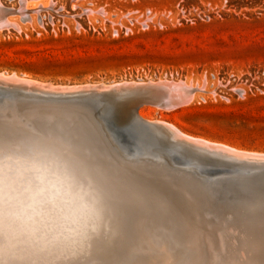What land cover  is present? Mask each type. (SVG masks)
I'll return each instance as SVG.
<instances>
[{
  "label": "rangeland",
  "instance_id": "374dc122",
  "mask_svg": "<svg viewBox=\"0 0 264 264\" xmlns=\"http://www.w3.org/2000/svg\"><path fill=\"white\" fill-rule=\"evenodd\" d=\"M51 1L66 18L41 24L36 7ZM19 2L0 0L22 27L0 34V73L56 87L182 81L196 88L192 102L171 112L146 106L142 114L191 137L264 155V0H22L17 10ZM27 5L34 14L21 18ZM7 105L0 103V264H264V222L249 214L247 224L240 221L245 205L206 200L189 173H170L153 164L155 156L133 161L110 146L53 137L60 127H87V117ZM51 147L63 151L74 176L81 177L80 166L88 169L81 192L49 185L39 163ZM261 196L257 203L264 204Z\"/></svg>",
  "mask_w": 264,
  "mask_h": 264
},
{
  "label": "bare ground",
  "instance_id": "6f19581e",
  "mask_svg": "<svg viewBox=\"0 0 264 264\" xmlns=\"http://www.w3.org/2000/svg\"><path fill=\"white\" fill-rule=\"evenodd\" d=\"M13 10V9H12ZM12 10L10 12V10H7V9H4L1 5H0V34L2 31L4 30H9L10 28H14V30H21L22 27L19 25V23L16 22V20H13L11 19V16H9V13H12ZM22 10V9H21ZM25 10V9H24ZM22 16H21V15ZM27 12H22L18 15L22 17H26V16H29L31 17L32 14H27ZM13 17H16L13 15ZM28 17V18H29ZM8 18V19H7ZM36 19V18H35ZM24 21V19H23ZM32 21V20H31ZM5 73V72H4ZM12 76V78H16L17 81H11L10 80V77ZM24 80H27L29 84H31V86L29 85H26L25 84V81ZM0 83L2 84H5L7 86H16V87H20V88H23L22 90L26 91L24 88H37V90H40L41 92L43 93H47V92H51L50 90H54L55 92H69V91H73V92H76V93H80V92H84V91H87V92H90V91H93V90H99V92H111L113 91V88H115V86L119 85L121 87V89L123 90V92H127V93H131V92H136L138 90H144V91H150L154 94H159V95H162L166 98H168L169 102L165 103L164 105H161L159 106L158 104H147V105H144L142 106L139 110H138V115L144 120L146 121L147 123L149 124H152V125H155L159 128H161L162 130H164L166 132V134H172L173 135V138L176 137V141L177 142H180V143H183L185 145H188V146H193L195 145L198 149L200 150H203V151H209L210 153H212L213 155H220L222 157H229V158H232L236 161H243V162H253V163H264V155H258V154H250V153H246V152H243V151H239L238 149H235V148H231L229 146H225L223 144H217V143H212L211 141H206V140H203L201 138H194L193 136L191 137L190 135H187L186 133L182 132L180 129H178L176 126L172 125V124H169L165 121H162V120H155V119H149V118H146L143 114H142V109L146 106H150V107H153V108H156L158 110H166L167 111H170V110H173V109H176L177 107H182L184 105H188L191 100L194 99V94H195V89L190 86V85H187L186 83L182 82V81H178V82H174V81H168V80H159L157 82H133V81H130V82H120V83H114V85H110V86H107V84L103 85L102 84H97V85H85V86H54V85H49V84H44V83H40V82H37V81H34V80H31V79H28V78H22L18 75H7L6 73L3 74V73H0ZM112 84V83H111ZM115 90V89H114ZM198 90V88H197ZM164 93V94H163ZM14 101V102H13ZM10 104H16V105H21V106H25V105H31V106H34L35 108H38V109H46V111H50V117H53L54 116V112L56 111V109H65L66 112L68 113V116L69 118H79V117H87L93 124L94 123H98L97 120H95V116L93 115V113H91V111L89 110V108L87 109L86 106H84L83 104H80L76 101H71V102H37L36 100H30V99H26V98H21V99H13L11 101ZM9 104V105H10ZM7 105V104H6ZM11 105V106H12ZM5 106V105H4ZM3 106V107H4ZM166 106H172L171 108H166ZM2 108V107H1ZM12 110H14L12 108ZM171 112V111H170ZM45 117V116H44ZM9 118L11 120H15V119H18V116H14V117H11L9 116ZM23 122L27 121L26 119L22 120ZM45 121V120H44ZM27 123V122H26ZM44 122H42L43 124ZM15 124V123H14ZM61 126V125H60ZM42 128V127H41ZM177 134V136H176ZM9 135V134H8ZM6 136V135H5ZM22 137V136H21ZM37 139V138H36ZM200 140V141H199ZM36 143V142H35ZM33 144V143H32ZM29 145V144H28ZM67 146V145H66ZM65 146V147H66ZM30 147V146H29ZM64 147V148H65ZM35 149V148H34ZM68 149V148H67ZM118 150V149H117ZM33 151V150H32ZM37 152V150H35ZM72 151V150H71ZM30 152V151H29ZM63 152V151H62ZM62 152L60 151H57V149L51 147V148H47V149H44V152L42 154V157H40V163L39 165L45 170V172L48 174V183L51 187L55 188H61V187H71V189L74 190V188L76 190H78L81 186V182L82 180H80L83 176H87L89 175L88 174V169H85L84 167L80 166V174H81V177H78V176H74L75 174L71 173L70 171H67L66 170V166L68 164V161H66L62 155ZM65 152V151H64ZM120 153V156L123 157L124 159H128V160H139V156L135 155L134 157L131 156V155H123L120 151H118ZM31 154V153H30ZM29 154V155H30ZM40 154V153H39ZM32 155V154H31ZM1 157V156H0ZM19 157V156H18ZM152 156H150V159H151ZM154 157V156H153ZM21 158V157H20ZM32 158V157H31ZM86 158V157H85ZM157 158V160L155 161V163L153 164H156V165H162L164 166L170 173H178L179 175H182V172H185V173H189V176L188 178L192 180V182H194L196 185H198L201 190H202V195L204 196V198L210 202H214L216 203L217 205H222L224 202H226V208H229L231 209V207H234L233 205H236V204H243L245 205L244 208L239 212V215L240 216V221H242L243 223L247 224V220L245 219V216H248L251 215L253 216V218L255 219L254 221L257 223V225L261 226V224L264 222V214L259 210L253 208V204L254 206H257V207H264V204H261L260 202L257 203V200L259 201L260 198H262L261 195H264V179H259L258 181H249V177L248 174H242L241 176H220V177H217V178H211V177H208L207 176H201L199 173H196L195 169H192V168H189L187 166H181V167H177L175 166L172 162L171 163H167V161L165 160L164 157H155ZM22 159V158H21ZM34 158H32L33 160ZM3 160V159H2ZM11 160V159H10ZM20 160V159H19ZM85 160V159H84ZM5 161V160H4ZM3 161V162H4ZM25 161V160H24ZM27 161V160H26ZM17 163V161H16ZM66 164V165H65ZM17 165V164H16ZM22 165V164H21ZM38 165V166H39ZM29 166V165H28ZM139 166V165H138ZM142 166V165H141ZM141 166L139 168H141ZM137 167V166H136ZM83 168V169H82ZM151 168V167H149ZM245 168V167H244ZM24 169V168H23ZM138 169V168H137ZM143 167H142V171H143ZM155 169V168H154ZM246 169V168H245ZM148 170V169H147ZM146 170V171H147ZM150 170V169H149ZM152 170V169H151ZM160 170V169H159ZM20 171V170H19ZM138 171V170H137ZM141 171V172H142ZM158 171V170H157ZM155 170V172H157ZM15 172V171H14ZM74 172V171H73ZM164 172V171H163ZM6 173V172H4ZM130 173V172H129ZM146 173V172H145ZM149 173V172H148ZM147 173V174H148ZM154 173V172H153ZM18 174V173H16ZM135 174V173H134ZM138 174V172H137ZM143 174V173H142ZM45 175V174H44ZM96 175V174H95ZM118 175V174H117ZM133 175V174H132ZM139 175V174H138ZM143 175H146V174H143ZM152 175V174H151ZM150 175V176H151ZM168 175V174H167ZM30 176V175H29ZM145 177V176H144ZM166 177V176H164ZM151 178V177H150ZM160 178V176H159ZM168 178V177H167ZM141 179V178H140ZM158 179V177H157ZM155 179V181L157 180ZM172 179V178H171ZM170 179V180H171ZM33 180V179H32ZM35 180V179H34ZM151 180V179H150ZM91 181V180H90ZM96 181V180H95ZM154 181V180H153ZM160 181V180H159ZM166 181V180H165ZM169 180H167V183L168 185L170 184V181L168 182ZM172 181V180H171ZM84 182V181H83ZM149 182V181H148ZM182 182V181H181ZM221 182V183H220ZM223 182V183H222ZM84 183H88V182H84ZM92 183V182H91ZM151 183V181H150ZM161 183V181H160ZM159 183V185H160ZM173 183V181H172ZM180 183V182H179ZM219 183V184H218ZM10 184V183H9ZM38 184V183H37ZM93 184H96V183H93ZM92 184V185H93ZM156 184V183H155ZM164 184V183H162ZM174 184V183H173ZM171 184V186L173 185ZM205 185V186H209L210 187V190H207L205 191L202 187V185ZM19 185V184H18ZM44 185H45V182H44ZM117 185V184H116ZM166 185V184H165ZM163 185V186H165ZM180 185V184H179ZM84 186V185H83ZM91 186V185H90ZM112 186V185H111ZM167 186V185H166ZM176 186V185H175ZM44 187V186H43ZM134 187V185H133ZM162 187V186H161ZM169 187V186H168ZM167 187V189H169ZM179 187V186H178ZM186 187V186H185ZM35 188V187H34ZM78 188V189H77ZM86 188V187H85ZM119 188V187H118ZM136 188V186H135ZM177 188V187H175ZM174 188V189H175ZM181 188V187H180ZM25 189V187H24ZM47 189V188H46ZM49 189V188H48ZM55 189V190H56ZM68 189V188H66ZM93 189V188H92ZM101 189V188H100ZM171 189V188H170ZM173 189V190H174ZM186 189V188H185ZM8 190V189H7ZM54 190V191H55ZM63 190V189H62ZM139 190V189H138ZM141 190V189H140ZM146 190V189H144ZM31 191V190H30ZM33 191V190H32ZM45 191V190H44ZM58 191V190H56ZM81 192V190H78ZM92 191V190H91ZM97 191V190H96ZM177 191V190H176ZM180 191V190H178ZM83 192V191H82ZM145 192V191H144ZM171 192V191H170ZM175 192V191H174ZM208 192V193H207ZM23 193V192H22ZM120 193V192H119ZM182 193V192H181ZM242 193V199L239 201H237V199L239 198L238 196ZM27 194V192H26ZM41 194V193H40ZM39 194V195H40ZM72 194V193H71ZM96 194V193H95ZM127 194V193H126ZM209 194V195H208ZM42 195V194H41ZM65 195V194H64ZM69 195V194H68ZM91 195V194H90ZM152 195V194H151ZM154 195V194H153ZM212 195H214L212 197ZM3 196V195H2ZM145 196V195H144ZM179 196H182L179 194ZM177 196V197H179ZM80 197V196H79ZM85 197V196H84ZM88 197V196H87ZM130 197V196H128ZM147 197V196H146ZM156 197V195H155ZM208 197V198H207ZM33 198V197H32ZM73 198V196H72ZM115 198V197H114ZM117 198V197H116ZM125 198V197H124ZM131 198V197H130ZM151 198V197H149ZM193 198V197H192ZM43 199V198H42ZM52 199V198H50ZM86 199V198H85ZM89 199V198H88ZM112 199V198H111ZM148 199V197H147ZM155 199V198H154ZM152 199V200H154ZM157 199V197H156ZM75 200V199H74ZM81 200V199H80ZM138 200V199H137ZM226 200V201H225ZM248 200V201H247ZM70 201V200H68ZM113 201V200H112ZM128 201V200H127ZM140 201V199H139ZM158 201V200H157ZM250 201H254V203L252 204ZM49 202V201H48ZM66 202V201H65ZM81 202V201H80ZM89 202V201H88ZM98 202V201H97ZM108 202V200H107ZM111 202V201H110ZM23 203V202H22ZM106 203V202H105ZM159 203V202H158ZM51 204V203H50ZM70 204V203H69ZM77 204V203H76ZM86 204H88L86 202ZM119 204V203H118ZM197 204V203H196ZM16 205L18 206V204L16 203ZM71 205V204H70ZM82 205V204H81ZM89 205V204H88ZM87 205V206H88ZM125 205V204H124ZM166 205V204H165ZM50 206V205H49ZM64 206V205H63ZM66 206V205H65ZM80 206V205H79ZM86 206V207H87ZM118 206V205H117ZM128 206V205H127ZM145 206V205H144ZM181 206V205H180ZM36 207V206H35ZM56 207V206H55ZM120 207V206H119ZM122 207V206H121ZM256 207V208H257ZM14 208V207H13ZM53 208V207H52ZM69 208V207H68ZM73 208V207H72ZM100 208V207H99ZM125 208V207H124ZM129 208V207H127ZM30 209V207H29ZM79 209V208H78ZM235 209V208H233ZM13 210V209H11ZM19 210V208H18ZM21 210V209H20ZM65 210V209H64ZM86 210V209H85ZM89 210V209H88ZM93 210V208H92ZM96 210H97V207H96ZM80 211V210H79ZM118 211V210H117ZM18 212V211H17ZM40 212V211H39ZM69 212V210H68ZM98 212V211H97ZM15 213V212H14ZM63 213V212H62ZM120 213V211H119ZM122 213V212H121ZM40 214V213H39ZM54 214V213H53ZM52 214V216H53ZM117 214V213H116ZM155 214V213H154ZM169 214V213H168ZM181 214V213H180ZM231 216H232V213H230ZM41 215V214H40ZM45 215V214H44ZM84 215V214H83ZM95 215V214H94ZM103 215V213H102ZM105 215V214H104ZM107 215V214H106ZM158 215V214H157ZM17 216V215H16ZM20 216V215H19ZM35 216V215H33ZM51 216V217H52ZM68 216V215H67ZM72 216V215H71ZM74 216V215H73ZM77 216V215H76ZM138 216V215H137ZM31 217V216H30ZM92 217V218H91ZM90 218L93 219V216H91ZM96 217V216H95ZM119 217V216H118ZM153 217V216H152ZM21 218V217H19ZM37 218V216H36ZM44 218V216H43ZM81 218V217H80ZM79 218V219H80ZM89 218V217H88ZM48 219V218H46ZM54 219V218H53ZM69 219V217H68ZM77 219V217H76ZM83 219V218H82ZM6 220V219H5ZM22 220V219H21ZM50 220V219H49ZM70 220H71V217H70ZM97 220V219H96ZM105 220V219H104ZM103 220V221H104ZM107 220V218H106ZM109 220V219H108ZM63 221V220H62ZM69 221V220H68ZM73 221V219H72ZM75 221V220H74ZM79 221V220H78ZM84 221V220H83ZM101 221V220H100ZM125 221V220H124ZM157 221V220H156ZM52 222V221H51ZM50 222V223H51ZM82 222V221H81ZM85 222V221H84ZM83 222V223H84ZM94 222V221H93ZM102 222V221H101ZM106 222V221H105ZM112 222V221H110ZM119 222V220H118ZM122 222V221H121ZM178 222V221H177ZM16 223V222H15ZM49 223V221H48ZM47 223V224H48ZM56 223V222H55ZM109 223V222H108ZM33 224V223H32ZM35 224V223H34ZM33 224V225H34ZM107 224V223H106ZM96 225V224H95ZM115 225V224H114ZM130 225V224H129ZM164 225V224H163ZM183 225V224H182ZM208 225V223H207ZM211 225V224H210ZM5 226V225H4ZM39 226V225H38ZM49 225H47V228H48ZM51 226V225H50ZM57 226V225H56ZM93 226V225H92ZM97 226V225H96ZM121 227V225H119ZM167 226V225H166ZM212 226V225H211ZM258 226V227H259ZM14 227V226H13ZM115 227V226H114ZM94 229L97 230L98 232V228H95ZM119 229V228H118ZM117 229V230H118ZM197 229V228H196ZM199 229V228H198ZM205 229V228H203ZM259 229V228H258ZM2 230V229H1ZM25 230H27L25 228ZM46 230V229H45ZM6 231V230H5ZM32 231V230H31ZM39 231V230H38ZM37 231V232H38ZM91 231V230H90ZM199 231V230H198ZM205 230H203L202 232L204 233ZM26 232V231H25ZM46 232V231H45ZM54 232V231H53ZM137 232V231H136ZM201 232V231H200ZM199 232V233H200ZM208 232V231H207ZM205 232V234L207 233ZM214 232V231H213ZM238 232V230H237ZM244 232V231H242ZM15 233V232H14ZM32 233V232H31ZM138 234V233H137ZM180 234V233H179ZM177 233V235H179ZM197 234V233H196ZM202 234V233H201ZM209 234V233H208ZM236 234V233H235ZM255 234V233H254ZM28 235V234H27ZM35 235V232L34 234ZM200 235V234H199ZM204 235V234H203ZM202 235V236H203ZM240 235V234H239ZM238 235V238H240ZM117 236V234H116ZM210 236V235H209ZM208 236V237H209ZM36 237V236H35ZM52 237V236H50ZM171 237V236H170ZM20 238V237H19ZM200 238V237H199ZM215 238V237H214ZM34 239V238H33ZM37 239V238H35ZM34 239V240H35ZM51 239V238H50ZM252 239V237H251ZM12 240V239H11ZM33 240V241H34ZM39 240V239H38ZM262 240V239H261ZM29 241V240H28ZM41 241V240H40ZM48 241V240H47ZM161 241V240H160ZM164 241V240H163ZM199 241V240H197ZM207 241V240H206ZM235 241V240H234ZM238 241V240H237ZM21 242V240H20ZM38 242V241H37ZM37 242H34L35 244ZM120 242V241H119ZM181 242V241H180ZM215 242V240H214ZM236 242V241H235ZM262 242V241H261ZM260 242V244H261ZM264 242V241H263ZM33 243V244H34ZM39 243V242H38ZM37 243V244H38ZM73 243V242H72ZM204 243V242H202ZM241 243V242H240ZM12 244V243H11ZM40 244V243H39ZM38 244V245H39ZM187 244V243H186ZM198 244V242H197ZM216 244V243H215ZM239 244V243H238ZM201 246V244H198V246ZM205 245V244H204ZM262 245V244H261ZM59 246V245H58ZM187 246V245H186ZM197 246V247H198ZM203 246V245H202ZM215 246V245H214ZM213 246V247H214ZM259 246V245H258ZM38 247V246H37ZM100 247V246H99ZM209 247V246H208ZM243 247V246H242ZM14 248V247H13ZM150 248V247H149ZM192 248V247H190ZM194 248V247H193ZM196 248V247H195ZM202 248H205V247H202ZM201 248V249H202ZM262 248V247H261ZM173 249V248H172ZM264 249V248H263ZM164 250V249H163ZM196 250V249H195ZM199 250V248H198ZM196 250V251H198ZM203 250V249H202ZM231 250V249H230ZM239 250V249H238ZM257 250V249H256ZM141 251V250H140ZM189 251V249H188ZM237 251V250H236ZM243 251V250H241ZM251 251V249H250ZM255 251V250H254ZM151 252V251H150ZM171 252V251H170ZM179 252V251H178ZM194 252V250H193ZM249 252V251H248ZM257 252V251H256ZM261 252V250H260ZM197 253V252H196ZM195 253V254H196ZM199 253V252H198ZM205 252L201 253L200 256L204 255ZM233 253V252H232ZM243 253V252H242ZM252 253V252H251ZM147 254V252H146ZM238 254V252H237ZM253 254V253H252ZM264 254V253H263ZM2 255V254H1ZM110 255V254H109ZM120 255V254H119ZM187 255V254H186ZM199 256V254H197ZM214 255V254H212ZM235 255V254H234ZM6 256V255H5ZM173 256V255H172ZM182 256V255H181ZM185 256V255H184ZM251 256V254H250ZM54 257V256H53ZM183 257V256H182ZM197 257V256H196ZM235 257V256H234ZM109 258V257H108ZM162 258V257H161ZM171 258V257H170ZM203 258V256H202ZM201 258V260H202ZM204 258H208L207 256L204 257ZM231 258V257H230ZM153 259V258H152ZM196 259V258H195ZM209 259V258H208ZM232 259V258H231ZM230 259V260H231ZM241 259V258H240ZM205 260V259H204ZM249 260V259H248ZM162 261V260H161ZM166 261V259H165ZM176 261V259H175ZM183 261V260H182ZM200 261V260H199ZM207 261V260H206ZM238 262V260H236ZM31 262V261H30ZM190 262V261H189ZM193 262V261H192ZM205 262V261H204ZM202 261V263H204ZM242 262V261H241ZM246 262V261H245ZM244 262V263H245ZM147 263V262H146ZM201 262H199L200 264ZM206 263V262H205ZM71 264V263H70ZM153 264V263H152Z\"/></svg>",
  "mask_w": 264,
  "mask_h": 264
},
{
  "label": "water",
  "instance_id": "95a60500",
  "mask_svg": "<svg viewBox=\"0 0 264 264\" xmlns=\"http://www.w3.org/2000/svg\"><path fill=\"white\" fill-rule=\"evenodd\" d=\"M10 80L17 81L12 76ZM24 81L26 85L31 86L27 80ZM22 89L0 83V103L6 108V104L18 98L37 102L76 101L93 113L98 123H92L77 132L74 131V127L57 128L62 129V132L53 133L57 140L74 143L82 141L97 147L110 146L118 149L123 155L133 157L135 155L164 157L167 163L172 162L177 167L187 166L195 169V172L203 177L248 174L249 181L264 179V163L239 162L229 157L215 156L209 151L198 149L195 145L188 146L177 142L172 134H166L161 128L144 121L138 115V110L147 104L161 106L169 102L168 98L162 95L144 90L127 93L123 92L119 85L115 86L113 91L103 93L99 90L80 93L50 90L51 92L43 93L37 88H24L26 91Z\"/></svg>",
  "mask_w": 264,
  "mask_h": 264
},
{
  "label": "built area",
  "instance_id": "2783aa9c",
  "mask_svg": "<svg viewBox=\"0 0 264 264\" xmlns=\"http://www.w3.org/2000/svg\"><path fill=\"white\" fill-rule=\"evenodd\" d=\"M6 1H10L11 2V0H6ZM21 1L22 0H20V2H19V7L17 8V10H19L22 7L21 6ZM36 1H40V0H36ZM2 2H3V0H2ZM3 5L6 8H8V9H11V10L13 9L11 7L6 6L4 3H3ZM36 8H37V10L40 11L39 14H38V17H39L38 20L41 22V24L44 23V22H51V24L53 25L54 24L53 20L55 19V17H59V18H62V19H65L66 18L65 15L62 12H60V10L54 9V1H51L49 7L48 6H44L41 3V5L39 7H36ZM30 10H32V9L28 8V5L25 6V11H27L29 14L31 13L33 15L34 12L33 13L30 12ZM84 13H85V15L90 14L91 13V10H88L87 9V10L84 11ZM43 16H44V19H43ZM77 27H80V26L78 25ZM90 28H92L91 22H89V29ZM197 87H198V85H197ZM204 88H205V84L201 87L202 90H200V91H203V92L206 91V89H204ZM239 93L242 96H244L246 94L245 93V90H240Z\"/></svg>",
  "mask_w": 264,
  "mask_h": 264
}]
</instances>
